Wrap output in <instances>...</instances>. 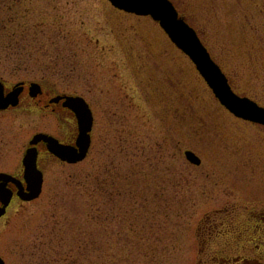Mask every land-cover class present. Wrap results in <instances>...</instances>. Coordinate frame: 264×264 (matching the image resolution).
<instances>
[{"label": "rangeland", "instance_id": "374dc122", "mask_svg": "<svg viewBox=\"0 0 264 264\" xmlns=\"http://www.w3.org/2000/svg\"><path fill=\"white\" fill-rule=\"evenodd\" d=\"M25 2L18 12L24 16L27 6L40 23L33 31L43 52L21 55L28 58L22 64L0 48V78L10 88L40 81L85 97L97 125L83 161L41 157L42 194L27 202L15 197L0 218V256L6 264H209L221 244L201 236L202 223L225 205H264L256 191H264V127L221 105L151 17L109 0ZM173 2L233 88L264 106V0ZM23 109L0 111V172H22L36 133L72 125ZM185 150L202 164L190 163ZM227 250L221 253L240 264L245 252Z\"/></svg>", "mask_w": 264, "mask_h": 264}, {"label": "water", "instance_id": "95a60500", "mask_svg": "<svg viewBox=\"0 0 264 264\" xmlns=\"http://www.w3.org/2000/svg\"><path fill=\"white\" fill-rule=\"evenodd\" d=\"M115 7L138 15L151 16L158 21L170 36L172 41L185 52L196 64L197 69L205 78L219 101L236 116L256 123L264 124V108L248 97L236 94L229 84L227 76L220 66L211 57L194 28L181 18L175 6L170 0H109ZM17 85L8 96L4 94V84L0 81V110L7 109L10 105L16 106L19 102V94L22 87ZM37 84H32L31 93H38ZM66 106L76 112L79 121L80 135L77 147L64 146L54 137L38 133L31 141L32 145L46 142L49 150L56 156L69 163H77L86 158L91 137L90 131L93 125V115L86 100L82 97L67 96ZM36 148L27 150L24 158L25 178L28 182V192L22 188L21 181L8 173H0V216L6 213V208L11 202L13 191L8 187L9 183H15L20 187L18 195L26 201L36 199L42 192L43 173L37 167ZM187 158L200 164L201 160L192 151L186 152ZM0 264H6L0 257Z\"/></svg>", "mask_w": 264, "mask_h": 264}, {"label": "flooded vegetation", "instance_id": "af4514ba", "mask_svg": "<svg viewBox=\"0 0 264 264\" xmlns=\"http://www.w3.org/2000/svg\"><path fill=\"white\" fill-rule=\"evenodd\" d=\"M9 90L10 87L6 84V93ZM64 95L67 94H58L54 89L47 87L42 82L39 86V92L36 95H33L30 90V83L26 82L20 96L18 107H23V110L30 112L44 111L54 117H59V119L65 118L69 124L71 122L72 125H69L65 132L53 133L51 135L56 137L61 144L66 146H76L79 135L78 119L75 112L65 105L66 99L62 98ZM87 102L89 103L94 116L93 127L90 133L91 145L88 152L89 155L94 146L97 117L93 104L89 100H87ZM48 134H50V132ZM29 147L30 146L27 148ZM37 148L39 152L38 167L43 172L44 169L41 166V157L43 155H45L46 158L51 157L61 161L47 149L46 143L40 142L37 145ZM12 174L22 180L24 188L27 187L24 180V166L20 174ZM8 187H10L14 193L18 191V188L13 184H9ZM256 191L264 193V191ZM244 194H247V191H244ZM15 197H17L16 194L14 195L13 200ZM259 204H261V202L251 201L243 208L226 207L225 205L216 209L215 215L210 218L208 222L202 223L203 225H201L202 227L200 229L201 236L208 239L215 237L218 241L217 243L221 244L218 249H214L209 253L210 257L207 259L209 264H232L236 262V259L234 261L231 257L235 255H223L221 253L225 251L226 248H228L227 252L232 250L231 253L245 252L238 256L239 258H242L241 260H238L240 264H264V205L259 206ZM254 247L259 249L260 252L254 253V250L253 252H250ZM235 249L239 250L237 251ZM223 259L224 261L221 262Z\"/></svg>", "mask_w": 264, "mask_h": 264}, {"label": "trees", "instance_id": "16d2710c", "mask_svg": "<svg viewBox=\"0 0 264 264\" xmlns=\"http://www.w3.org/2000/svg\"><path fill=\"white\" fill-rule=\"evenodd\" d=\"M24 1L12 0L0 7V11L10 12L8 16L0 15V48L4 49L7 56H16L22 64L27 63L28 58L24 59L25 57L21 55L26 54L27 57H30L29 59H33L37 52H43L44 47L40 35L33 31L35 29L33 25H40V23L30 20L29 7L26 6L27 14H24V16L18 12L20 6L26 5L27 2L24 3ZM56 42L54 46H58V41ZM43 54L45 55V53ZM93 264L99 263L93 262Z\"/></svg>", "mask_w": 264, "mask_h": 264}]
</instances>
